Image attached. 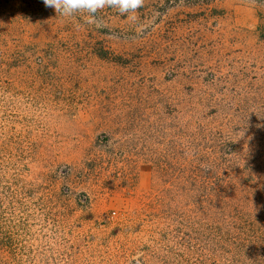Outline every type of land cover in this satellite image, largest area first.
Instances as JSON below:
<instances>
[{"label":"rangeland","instance_id":"obj_1","mask_svg":"<svg viewBox=\"0 0 264 264\" xmlns=\"http://www.w3.org/2000/svg\"><path fill=\"white\" fill-rule=\"evenodd\" d=\"M86 15L0 0L6 121L26 182L75 223L67 238L80 235V249L55 245L42 264H128L123 223L134 233L184 223L189 110L215 111V139L228 129L264 158V0H145L128 17Z\"/></svg>","mask_w":264,"mask_h":264},{"label":"trees","instance_id":"obj_2","mask_svg":"<svg viewBox=\"0 0 264 264\" xmlns=\"http://www.w3.org/2000/svg\"><path fill=\"white\" fill-rule=\"evenodd\" d=\"M10 59L0 57V264H42L40 253H55V245L80 249V235L70 239L66 229L75 223L57 215L60 204L41 186L26 182L21 144L6 121ZM214 114L205 108L187 114L184 223L157 219L136 233L123 223L117 235L129 246L128 264H264V158L228 129L215 139ZM137 251L143 257L135 259Z\"/></svg>","mask_w":264,"mask_h":264},{"label":"clouds","instance_id":"obj_3","mask_svg":"<svg viewBox=\"0 0 264 264\" xmlns=\"http://www.w3.org/2000/svg\"><path fill=\"white\" fill-rule=\"evenodd\" d=\"M42 3L46 8L53 9L56 16L64 18L87 14L84 20L91 24L97 13L106 7L128 17L142 9L145 0H42Z\"/></svg>","mask_w":264,"mask_h":264}]
</instances>
